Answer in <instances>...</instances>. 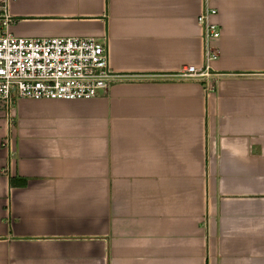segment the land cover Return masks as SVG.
Returning a JSON list of instances; mask_svg holds the SVG:
<instances>
[{"label": "crops", "instance_id": "obj_1", "mask_svg": "<svg viewBox=\"0 0 264 264\" xmlns=\"http://www.w3.org/2000/svg\"><path fill=\"white\" fill-rule=\"evenodd\" d=\"M203 7L220 28L208 91L177 73L203 65ZM7 8L17 36L104 40L121 76L0 108V264H264V0Z\"/></svg>", "mask_w": 264, "mask_h": 264}, {"label": "built area", "instance_id": "obj_2", "mask_svg": "<svg viewBox=\"0 0 264 264\" xmlns=\"http://www.w3.org/2000/svg\"><path fill=\"white\" fill-rule=\"evenodd\" d=\"M7 3L8 0H0V108L4 111H10L15 101L22 98L87 100L103 96L120 78L110 68L104 40L92 36L12 34L13 18ZM215 12L203 7L196 18L201 27L203 65H189L177 72L182 78L202 82L206 91L218 76L209 69V62L218 56L220 28L211 21Z\"/></svg>", "mask_w": 264, "mask_h": 264}]
</instances>
